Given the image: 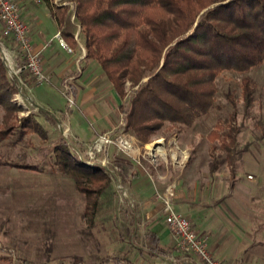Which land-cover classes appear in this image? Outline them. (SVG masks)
Listing matches in <instances>:
<instances>
[{
	"label": "trees",
	"instance_id": "obj_1",
	"mask_svg": "<svg viewBox=\"0 0 264 264\" xmlns=\"http://www.w3.org/2000/svg\"><path fill=\"white\" fill-rule=\"evenodd\" d=\"M55 18L62 38L71 49L78 48L75 16L81 28L86 58L96 63L123 102L132 93L125 114V131L148 144L166 124L191 127L215 106L218 92L216 79L226 72L246 74L264 64V0H68L69 6L41 0ZM244 109L254 104L252 80L241 82ZM20 92L16 80L0 59V107L5 112V127L0 142L9 139L17 129L13 122L22 107L13 101ZM235 107L233 98L228 96ZM52 126L56 117L39 109ZM18 128L17 147L24 139L29 123L46 141L48 130L34 116ZM227 127V128H226ZM217 124L208 139L219 142L220 150L234 157L240 128ZM215 149V148H214ZM50 162L74 182L86 201L84 217L94 223L111 206L116 193L114 177L100 163L88 164L66 138L60 137L49 151ZM23 170L37 166L7 162ZM113 165L127 184L139 176L129 159L117 158ZM219 162L210 163L213 177ZM148 254L161 253L159 241L148 237Z\"/></svg>",
	"mask_w": 264,
	"mask_h": 264
},
{
	"label": "rangeland",
	"instance_id": "obj_2",
	"mask_svg": "<svg viewBox=\"0 0 264 264\" xmlns=\"http://www.w3.org/2000/svg\"><path fill=\"white\" fill-rule=\"evenodd\" d=\"M52 4L69 6V13L74 15L72 2L52 0ZM42 6L48 8L44 2ZM71 21L77 24L75 16ZM75 34L77 43H82L81 31L77 29ZM244 77L252 80L255 89L254 104L248 111L244 109L242 97ZM102 80L108 82L104 75ZM216 84V103L207 115L182 131L166 124L151 137L148 145L161 139L160 148L164 151L165 144L175 142L178 135L179 147H185L190 153L189 171H210V163L218 161V182L222 181L229 189L235 183L239 187H253L258 201L253 199L251 209H245L247 212L242 219L245 231L241 233L240 228L225 224L221 236L226 238V247L215 257L225 264H264V64L246 74L223 73ZM131 97L132 93L128 92L127 98L119 104L128 108ZM13 101L19 103L16 94ZM20 104L23 109L13 121L17 129L9 139L0 142V264H158L147 252L146 229L139 232L135 228L136 220L115 187L112 205L106 206L94 223L84 217V196L75 189L74 182L50 162L49 151L59 139L50 125L46 127L49 133L46 141H42L32 128L33 123H29L21 143L17 147L12 145L24 121L33 122L34 116L39 118L38 109L28 102ZM116 114L119 124H126V116L120 109ZM4 117L5 112L0 107V131L5 127ZM39 120L45 122L41 117ZM90 123L94 124L95 120L85 121V124ZM217 124L225 127L231 124L241 130L233 159L220 150L219 142L208 139ZM84 151L85 147L80 146L79 154L86 159ZM109 156L112 161L111 150ZM7 162L37 166V170H23ZM169 166L171 169V164Z\"/></svg>",
	"mask_w": 264,
	"mask_h": 264
},
{
	"label": "crops",
	"instance_id": "obj_3",
	"mask_svg": "<svg viewBox=\"0 0 264 264\" xmlns=\"http://www.w3.org/2000/svg\"><path fill=\"white\" fill-rule=\"evenodd\" d=\"M15 1L28 25L33 46L42 52L43 69L50 78L48 83L42 85L31 83L32 98L38 109L56 117L58 125H50L40 114L39 118H43L45 122L38 118L39 122L44 124L45 128L50 125L59 134V138H66L78 151L80 146L85 147L97 136L125 127V124H119L120 120L116 114L120 108V98L109 82L102 80L100 67L85 59L87 51L83 43L79 42V47L72 49V52L65 50L56 39L60 28L51 11L42 6L41 0ZM75 26L79 31V25ZM65 84L70 85L75 98V105L71 108H68L63 95ZM89 118L95 120V123L85 124ZM66 126L69 127L68 137L63 134ZM177 136L175 142H169L164 147L169 164L161 161L160 166L156 168L145 161L141 165L134 162L139 176L127 184L121 177L119 179L128 195L124 204L136 220L135 228L139 229V232L142 228L146 229L147 240L149 235H154L159 241L161 253L158 256H150L155 258L158 264H202L196 257L176 251L174 239L165 222L162 202L156 196L157 192H163L172 183L176 185L175 209L191 222L198 234L208 239L214 256L226 247V238L221 236L225 224H232L243 233L245 230L242 227V219L247 212L245 209L249 211L253 199H257L253 187H239L235 183L229 189L221 183L222 181L218 182L217 173L212 177L210 171H189L192 163L190 153L185 147H179ZM171 152L185 160V166L179 172L176 171L180 167L171 164ZM111 155L113 162L119 157L114 148L111 149Z\"/></svg>",
	"mask_w": 264,
	"mask_h": 264
},
{
	"label": "built area",
	"instance_id": "obj_4",
	"mask_svg": "<svg viewBox=\"0 0 264 264\" xmlns=\"http://www.w3.org/2000/svg\"><path fill=\"white\" fill-rule=\"evenodd\" d=\"M78 27V32H80L81 28ZM0 28V59L6 66L10 77L16 80L19 85L20 92L16 94L18 104L21 106L20 103L25 105L28 102L30 106L38 109L33 103V86L30 81L36 85H42L48 83L50 78L43 69L42 52L33 46L28 25L22 18L20 7L15 0H0ZM56 39L62 48L72 52L61 33L56 36ZM26 74L28 78L24 77ZM63 95L68 108L75 105V98L69 84H65ZM63 134L65 137L69 134L68 126L63 129ZM157 142L149 145L142 144L135 135L126 132L123 127L121 130L115 129L99 135L91 143L86 144L84 151L86 159H83L88 164L100 163L113 175L116 192L124 202L128 195L117 175L118 168L108 158L109 151L114 148L118 155H123L138 165L145 161L158 168L161 161L166 164L169 162H167L166 149L164 148V151L161 152L158 149L160 145H156ZM101 156L103 158L99 159ZM170 160L172 166H185V160L172 152ZM175 189L176 185L172 183L163 192H157L156 196L162 202L165 222L174 239L176 251L194 256L202 264H225L214 256L208 239L198 234L193 229L191 222L175 209Z\"/></svg>",
	"mask_w": 264,
	"mask_h": 264
},
{
	"label": "bare ground",
	"instance_id": "obj_5",
	"mask_svg": "<svg viewBox=\"0 0 264 264\" xmlns=\"http://www.w3.org/2000/svg\"><path fill=\"white\" fill-rule=\"evenodd\" d=\"M160 144H162V142L161 141H158L157 143H156V145H160ZM154 146V145H153ZM152 147V146H151ZM164 147V146H163ZM161 152H163L161 149L162 148H158Z\"/></svg>",
	"mask_w": 264,
	"mask_h": 264
}]
</instances>
